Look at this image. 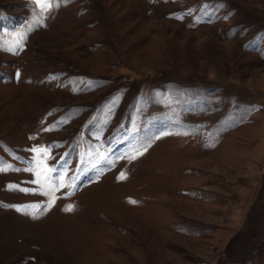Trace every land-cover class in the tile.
Here are the masks:
<instances>
[{"label":"rangeland","instance_id":"374dc122","mask_svg":"<svg viewBox=\"0 0 264 264\" xmlns=\"http://www.w3.org/2000/svg\"><path fill=\"white\" fill-rule=\"evenodd\" d=\"M37 15L0 0V264H264V0ZM38 147L65 187L34 218L3 205L50 199L6 187Z\"/></svg>","mask_w":264,"mask_h":264},{"label":"snow or ice","instance_id":"6c2138e0","mask_svg":"<svg viewBox=\"0 0 264 264\" xmlns=\"http://www.w3.org/2000/svg\"><path fill=\"white\" fill-rule=\"evenodd\" d=\"M69 0H34L36 7L39 9V15L34 18V22L38 26H45L44 25V15L49 12L53 7H59L61 4L68 3ZM31 30V28L29 29ZM13 50V49H9ZM31 152L35 153L36 155L33 157L32 160L27 161L28 167L23 169H15L16 171H26L29 173L34 174V179L31 180L29 183L38 185V189H30V188H23L17 184H8L6 187L9 189H16L18 191L29 193V192H36L40 191L43 195L50 197L47 203L41 204H31V205H3L5 207H13L19 212H25L30 214L32 217H37L40 211L50 209L56 200L54 193L61 187H65L63 183V177L60 175L53 176V173H57L58 170L55 167H49L46 163V160L50 158V147H38L30 149ZM135 159V157H132ZM11 168V166H3L0 167V172H6ZM125 174L121 173L118 179H125ZM72 193H67V195H71ZM135 203V201H132ZM74 206L68 205L64 210L71 212L73 211Z\"/></svg>","mask_w":264,"mask_h":264}]
</instances>
